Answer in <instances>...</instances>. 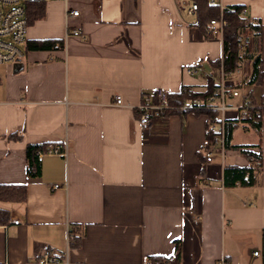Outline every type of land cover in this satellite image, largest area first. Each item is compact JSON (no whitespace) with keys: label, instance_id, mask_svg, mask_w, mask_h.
Instances as JSON below:
<instances>
[{"label":"crops","instance_id":"obj_1","mask_svg":"<svg viewBox=\"0 0 264 264\" xmlns=\"http://www.w3.org/2000/svg\"><path fill=\"white\" fill-rule=\"evenodd\" d=\"M217 1L246 5L263 23L261 82L246 84L244 69L242 83L232 84L240 96L228 103L242 105L246 96L264 103V0ZM188 3L28 5L25 59L0 68V184L27 187L25 202L0 203L11 213L0 228V264H39L46 251L57 264H147L173 256L177 241L181 264H264L252 254L264 247V119L260 130L235 129L232 144L255 147L262 159L254 161V185L230 187L225 166L249 162L239 152H229L225 165L206 162V115L190 110L150 129L139 121L145 95L185 86L205 92L210 78L186 68L202 62L212 75L211 62L223 59V42L192 24ZM43 42L63 47L39 48ZM31 144L67 145L68 155L45 156L41 176L29 177Z\"/></svg>","mask_w":264,"mask_h":264},{"label":"built area","instance_id":"obj_2","mask_svg":"<svg viewBox=\"0 0 264 264\" xmlns=\"http://www.w3.org/2000/svg\"><path fill=\"white\" fill-rule=\"evenodd\" d=\"M49 0H0V65H17L23 62L26 56V45L28 41L29 22L27 15V7L31 3L47 2ZM211 6H220L224 9L226 6L219 3L217 0H207ZM198 11V4L195 2L188 3V15L194 16ZM247 14V10L243 11ZM71 16H79L78 11L70 12ZM228 26V21L221 17L213 20L207 28L204 35L211 39H218L223 42L224 32ZM70 34V33H69ZM74 36L83 37L79 30L72 32ZM239 40L245 44L249 40L244 36H240ZM186 73L191 76L205 74L207 78L213 79L216 83V88L212 95L207 99L193 98L187 100L183 105L179 106L180 111H202L212 110L220 113V121L211 125V131L214 134L213 144L210 148L205 149L206 162L212 163L216 158H220L225 165L228 157L227 150V125L232 123L236 129L243 132H249L252 129L251 119L254 113L258 116L262 115V104H255L246 96L242 105H231L228 99L239 97L240 91L232 87L233 82L237 85L242 83L244 77V67L241 66L230 73L226 72L224 66H221L219 77L206 74L202 66L197 64L186 68ZM1 86V81H0ZM181 92L191 93L193 89L185 86ZM170 93L163 89H157L151 94L145 95L143 102L137 108L139 121L144 129H150L154 123L161 118L167 117V112L171 108L168 105ZM115 102L122 104V97L116 96ZM234 111L236 116L230 118L227 113ZM239 154V153H238ZM47 155H68L67 145H51L45 151L38 153V160L41 162ZM252 162L256 159L252 156ZM54 189L60 188V185H54ZM198 220L202 217L198 216ZM20 221H15L19 225ZM253 256H261L264 259V247L260 251H254ZM59 259L52 256L50 251H46L43 257L39 260V264L59 263ZM160 264V263H157ZM217 264H230L227 259L220 260Z\"/></svg>","mask_w":264,"mask_h":264},{"label":"trees","instance_id":"obj_3","mask_svg":"<svg viewBox=\"0 0 264 264\" xmlns=\"http://www.w3.org/2000/svg\"><path fill=\"white\" fill-rule=\"evenodd\" d=\"M198 4V11L194 15L192 23L198 27L203 33H206L207 28L213 20L223 17L228 21V26L224 32L223 39V59L221 61L211 62L212 75L219 77L221 66H224L226 72L230 73L239 67L243 66L247 72L248 81L246 84H260L262 78V56H261V36L263 23L260 19L252 18L248 13L243 14L247 10L246 5H228L224 9L220 6H211L207 0H188ZM43 12L39 14L42 16ZM28 15V12H27ZM39 16V17H40ZM28 22L29 17H28ZM240 36H244L249 41L242 44L239 40ZM208 39H211L209 36ZM39 48H62L55 42H43ZM199 63V65H201ZM245 84V85H246ZM244 87V84L241 86ZM216 88L215 81L209 79L208 87L205 92L194 91L191 93L170 94L168 105L173 108L167 112V115H186L187 111H180L179 106L183 105L187 100L193 98L207 99L212 95ZM264 106V103H261ZM199 114L208 117L207 122V141L204 150L212 146L214 134L211 131V125L220 121V113L212 110L197 111ZM264 119V107L262 115L258 116L254 113L251 119V125L256 129H261ZM235 126L232 123L227 125V150L229 152H239L248 160L247 166L238 164H228L224 168V182L226 186H235L240 184L243 186H252L256 181V162H251L253 156L257 161L262 159L261 152L255 147L246 145L232 144V137L235 131ZM12 135L11 137H14ZM50 144H31L27 146V173L29 177H40L42 172L41 162L38 160V153L45 151ZM27 200V187L24 184H0V203H23ZM11 222V213L8 209L0 206V228L9 225ZM182 248L180 242H176V250L173 256H156L150 257L147 264H181Z\"/></svg>","mask_w":264,"mask_h":264},{"label":"rangeland","instance_id":"obj_4","mask_svg":"<svg viewBox=\"0 0 264 264\" xmlns=\"http://www.w3.org/2000/svg\"><path fill=\"white\" fill-rule=\"evenodd\" d=\"M0 68H1V65H0ZM227 115L230 116V117H234L236 115V113L235 112H233V113L232 112L231 113L228 112ZM242 133H248V132H242Z\"/></svg>","mask_w":264,"mask_h":264},{"label":"water","instance_id":"obj_5","mask_svg":"<svg viewBox=\"0 0 264 264\" xmlns=\"http://www.w3.org/2000/svg\"><path fill=\"white\" fill-rule=\"evenodd\" d=\"M17 65H20V64H17Z\"/></svg>","mask_w":264,"mask_h":264}]
</instances>
